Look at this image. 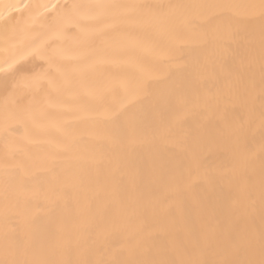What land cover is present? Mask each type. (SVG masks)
<instances>
[{"label": "bare ground", "instance_id": "6f19581e", "mask_svg": "<svg viewBox=\"0 0 264 264\" xmlns=\"http://www.w3.org/2000/svg\"><path fill=\"white\" fill-rule=\"evenodd\" d=\"M74 0H0V65L7 53L26 46L39 33L42 25L48 23L55 13L45 5L68 4ZM91 3L98 0H75ZM120 4L149 5H205V4H259L260 0H106ZM20 8L17 10L16 6ZM28 5V8L23 7ZM167 15L160 22L146 19L131 23L109 21L107 24H93L86 32L72 30L58 42L65 53L60 61L62 71L76 87L64 91H78V101L70 108H45L46 115L36 123L21 125L12 118L16 107L43 105L44 98L31 91L26 84L9 88L0 84V257H2L5 231L11 234L28 232L34 240V255H41L43 245L49 239L59 238L83 223L89 212L98 223L116 218L120 208L114 198L128 205L140 199L151 202L160 191L159 179L177 169L185 154L177 143V137L161 140L166 135L169 122L182 105L178 97L195 100L193 84L199 96L208 101L204 115L196 108L187 116L188 125L178 130L181 135H196L201 125L206 126L209 135H217L227 125L225 112L230 116L236 112L249 119L240 109L239 102L215 106L214 96L222 81L220 58L223 49L206 47L200 32L188 27V19L199 23L210 14L208 9H165ZM242 18L240 24H233L237 33L231 47L246 57L249 46L254 50L256 64L251 73L255 95H259L261 73L259 54L264 33V21L259 12L250 9H236ZM227 15H231L228 13ZM5 21L8 23L5 28ZM175 53L176 63H169ZM163 70V72L161 71ZM167 77V78H164ZM3 74H0V81ZM143 80L152 87L146 96H141L135 108L137 142L134 148L119 151L113 137L121 135V129L114 126L107 116V107L114 101L107 89L118 81ZM49 95L56 92L49 88ZM99 97H104L103 100ZM7 109V111H6ZM260 105L256 104L247 130V143L256 155L255 198L257 201L256 225L259 227V179L261 120ZM7 118V127L5 121ZM153 137H156L153 139ZM67 146V150H66ZM222 147L213 145L202 154L210 165L218 164L216 154ZM8 158V176H5V156ZM11 186L10 200L18 207L10 212L6 221L3 213L5 180ZM226 187L220 180L200 183L197 188L183 194L180 201L171 196L168 203L145 214V219L156 230L164 229L165 238L172 236L178 242L184 241L186 231L198 230L201 223L217 220L225 225L230 220L231 202L224 198ZM194 201L199 208L193 210ZM182 203L190 212L182 215L177 209ZM169 208L176 210L169 215ZM140 221L132 216V223ZM129 233L118 230L103 242L106 251L122 250L129 243Z\"/></svg>", "mask_w": 264, "mask_h": 264}, {"label": "snow or ice", "instance_id": "6c2138e0", "mask_svg": "<svg viewBox=\"0 0 264 264\" xmlns=\"http://www.w3.org/2000/svg\"><path fill=\"white\" fill-rule=\"evenodd\" d=\"M23 7L28 8V5ZM45 8L55 9L48 23L42 25L44 31L39 33L26 46L6 54L0 74L3 79L0 84L7 90L11 81L12 87L26 84L29 89L44 98L43 105L16 107L12 118L21 125L36 123L46 115L45 108H70L78 101V91L66 92L64 89L73 88L62 71L60 61L65 53L59 48L70 31L86 32L93 24H107L109 21L131 23L146 19L160 22L167 15L165 9H208L212 12L204 16L197 24L188 19L187 13H182L188 21V27L199 30L201 40L206 47L213 46L223 49L220 58L222 81L214 96L217 109L221 105L239 102L240 109L247 113L249 119L236 112L229 115L225 112L226 127L217 135H209L205 125H201L196 135L183 134L178 130L188 125L187 116L196 108L203 116L207 111L208 101L199 96L196 85L193 84L194 101L186 97H178L177 103L182 105V111L175 114L167 126L166 135L160 139L177 137V143L185 154L181 165L159 179L160 191L149 203L134 199L130 205L114 198V203L120 208L116 218L108 217L103 223L96 221L95 215L89 212L88 218L80 224H75L70 231L59 238L49 239L43 245L41 255H34V240L30 233L11 234L5 231L2 236L3 247L0 264H264V33H262L259 54L261 87L259 95H255L251 73L256 64L254 50L249 46L246 57L234 52L231 41L237 33L232 31L233 24H240L242 18L236 9L258 11L264 21V0L259 4H205V5H149V4H120L115 2L45 5ZM19 10L20 6H16ZM231 13V15H227ZM0 14V19H2ZM10 21H5L7 29ZM175 53H171L169 63H176ZM163 72V70H161ZM167 78V77H164ZM152 85L143 80H121L111 85L107 92L113 103L107 107L110 122L121 129V135L113 137V143L119 151L135 147L137 137L135 130L137 120L135 108L141 96L148 95ZM56 92V97L49 95L48 89ZM103 100L104 97H99ZM260 105L261 139L260 179H259V227L256 225L257 201L255 198V163L256 155L247 143V130L251 126V116L255 113L256 104ZM7 111V109H6ZM7 127V118L5 121ZM156 137H153L155 139ZM213 145L222 147L223 152L216 154L218 164H209L202 154ZM67 150V146H66ZM8 158L5 156V176H8ZM220 180L226 191L224 198L231 202L230 220L227 225L219 222L201 223L198 230L186 231L184 241L167 236L164 229L156 230L151 226L145 214H153L157 208L166 205L171 196L178 201L183 194L194 190L203 182ZM11 186L5 180L3 195L5 220L10 218V212L18 207L10 200ZM199 202L194 201L192 209H198ZM182 215H189L182 203L177 209ZM176 210L169 208L168 214L174 215ZM132 216L140 221L132 223ZM125 229L130 241L122 250L106 251L103 242L118 230Z\"/></svg>", "mask_w": 264, "mask_h": 264}]
</instances>
